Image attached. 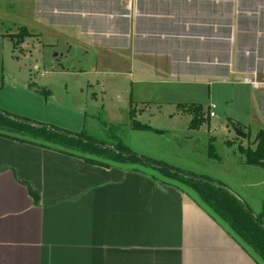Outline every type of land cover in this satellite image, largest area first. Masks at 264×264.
<instances>
[{
	"label": "crops",
	"instance_id": "0c3cea01",
	"mask_svg": "<svg viewBox=\"0 0 264 264\" xmlns=\"http://www.w3.org/2000/svg\"><path fill=\"white\" fill-rule=\"evenodd\" d=\"M0 25L80 93L264 130V0H0ZM26 141L0 135V264H258L177 183Z\"/></svg>",
	"mask_w": 264,
	"mask_h": 264
},
{
	"label": "rangeland",
	"instance_id": "374dc122",
	"mask_svg": "<svg viewBox=\"0 0 264 264\" xmlns=\"http://www.w3.org/2000/svg\"><path fill=\"white\" fill-rule=\"evenodd\" d=\"M5 34L9 38L0 36L1 112L73 133L83 132L97 141H121L137 156L162 162L182 171L206 175L223 183L254 215L261 214L264 225V168L247 165L241 149L247 146L254 148V127L249 129L248 137L242 139L235 135L232 125L226 127V119L218 108L212 109L216 112V117H210L208 113L210 121H204L192 129L189 127L192 115L191 112L185 111L187 107L181 108L185 113H177L174 107L132 105L135 109V119L158 131L131 129L128 95L95 90L96 94L91 96L90 92L80 93L69 86L70 83H78L75 78L48 73L40 75L43 64H40L39 70L35 65L45 56L43 62L47 66L49 49H41V46L32 45L30 41L21 47L26 37L21 30ZM38 49L43 53L38 52ZM26 80L36 82L39 86H50L52 96L24 89L22 85ZM66 84L67 90L64 89ZM78 107L82 108L81 112L77 111ZM148 108L152 109L149 111ZM202 108L205 111L206 108ZM210 136L214 137V141L207 145ZM59 147L78 155L88 154L81 150ZM90 157L105 161L103 157ZM129 167L152 173L163 181L171 182L162 178L163 175L148 165L136 163ZM180 186L195 198L192 191ZM236 240L241 244L238 238Z\"/></svg>",
	"mask_w": 264,
	"mask_h": 264
},
{
	"label": "trees",
	"instance_id": "16d2710c",
	"mask_svg": "<svg viewBox=\"0 0 264 264\" xmlns=\"http://www.w3.org/2000/svg\"><path fill=\"white\" fill-rule=\"evenodd\" d=\"M22 32L27 36L26 31ZM44 91L45 90L43 89L41 93L45 94L46 92ZM185 111L191 112L192 118L190 120L189 127L192 129L197 128L204 121H209V111H203V108L200 106L189 105L187 106V109H185ZM128 115L131 129L152 130L154 132H157V130L152 129L148 125L140 123L135 119V109L132 107V105L131 107H129ZM25 122L32 123L34 124V126L28 125ZM230 124L241 129L240 125L236 122H231ZM13 133H18L19 136ZM0 135L9 137L14 140H22L24 142L25 140H29L26 142H40L41 144L45 145H58L57 147L64 146L66 148L81 150L82 152L88 153L86 156L81 155L86 161L100 166L127 167L131 164L136 163L143 164L135 156L121 154V152H126L128 154L136 155L132 153L121 141H118L116 143L97 141L94 138L85 135L83 132L72 133L59 129L52 125L44 123H34L27 119L19 117L16 118L1 111ZM246 137H248V134H246ZM81 138L88 139L92 142L83 141L81 140ZM100 144L109 145L113 147L114 150L103 148L102 146H100ZM253 144L255 145L254 148H251L250 146L241 148L245 157V163L249 166H258L260 168H264V130L260 129L256 133L253 139ZM210 146L212 147V145ZM210 154H213V152H210ZM90 156H97L99 158L103 157V160L105 161L92 159V157ZM140 157L152 161L146 157ZM152 162L167 166L179 172L202 177L213 181L218 185L225 186L223 183L213 180L212 178L203 174L197 175L192 172H186L179 170L178 168L168 166L162 162ZM151 168L157 170L161 175H163L162 178L177 183L178 185L185 186L190 191H192L195 195V201L197 202V204L203 207L212 217L220 222L233 237L238 238L241 241L243 247L248 249L258 262L264 264V232L252 220V218L248 215V213L243 209V207L238 203L236 199L226 193L223 189L215 187L209 183L183 177L178 173L172 172L171 170L165 168ZM153 176L156 175L153 174ZM247 208L250 210L248 206ZM255 216L258 219L259 223L263 225L262 215L258 214Z\"/></svg>",
	"mask_w": 264,
	"mask_h": 264
},
{
	"label": "water",
	"instance_id": "95a60500",
	"mask_svg": "<svg viewBox=\"0 0 264 264\" xmlns=\"http://www.w3.org/2000/svg\"><path fill=\"white\" fill-rule=\"evenodd\" d=\"M26 124L28 125H32L34 126V124L32 123H29V122H25ZM235 135L239 138H242V139H245L246 138V134L239 128L237 127H234V126H231ZM81 140L83 141H87V142H92L88 139H85V138H81ZM100 146H102L103 148H107V149H110V150H114L113 147L109 146V145H102L100 144ZM121 154L123 155H130V156H135L138 160H140L143 164H146L148 166H151V167H155V168H165V169H168V170H171L172 172H175V173H178L179 175L183 176V177H186V178H189V179H194V180H200V181H203V182H206V183H209L215 187H219L221 189H223L226 193H228L230 196H232L234 199H236L238 201V203L243 207V209L248 213V215L252 218V220L258 225V227L264 232V226L259 223L258 219L256 218V216L247 208V206L245 205V203L239 198L237 197L232 191H230L227 187L225 186H221V185H218L216 184L215 182L213 181H210L208 179H205V178H202V177H198V176H194V175H190V174H186V173H183V172H179L177 170H174V169H171L167 166H163V165H160V164H157L155 162H152V161H149V160H146L140 156H137V155H133V154H128L126 152H121Z\"/></svg>",
	"mask_w": 264,
	"mask_h": 264
},
{
	"label": "built area",
	"instance_id": "2783aa9c",
	"mask_svg": "<svg viewBox=\"0 0 264 264\" xmlns=\"http://www.w3.org/2000/svg\"><path fill=\"white\" fill-rule=\"evenodd\" d=\"M250 83H251L252 85H254L255 87L258 86V83H254V82H250ZM261 84L264 85V80L261 82ZM213 115H214V113L210 111V112H209V116L212 117Z\"/></svg>",
	"mask_w": 264,
	"mask_h": 264
}]
</instances>
